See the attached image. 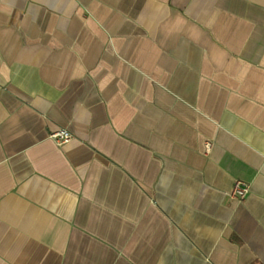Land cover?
<instances>
[{"label": "crops", "instance_id": "obj_1", "mask_svg": "<svg viewBox=\"0 0 264 264\" xmlns=\"http://www.w3.org/2000/svg\"><path fill=\"white\" fill-rule=\"evenodd\" d=\"M0 264H264V0H0Z\"/></svg>", "mask_w": 264, "mask_h": 264}, {"label": "built area", "instance_id": "obj_2", "mask_svg": "<svg viewBox=\"0 0 264 264\" xmlns=\"http://www.w3.org/2000/svg\"><path fill=\"white\" fill-rule=\"evenodd\" d=\"M49 138L54 143L58 145H62L69 142V140L71 139V135L69 134V132H67L64 129H58L56 131L51 132L49 134ZM205 147H206V151H209L211 144L207 143ZM248 193H249V185L243 181L236 180L233 183L229 196L231 199L241 202L245 200Z\"/></svg>", "mask_w": 264, "mask_h": 264}]
</instances>
